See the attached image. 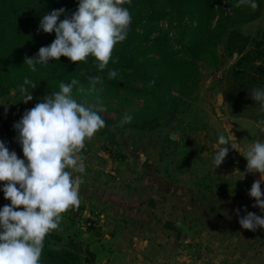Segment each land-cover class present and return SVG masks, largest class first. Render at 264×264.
<instances>
[{"label": "crops", "instance_id": "obj_1", "mask_svg": "<svg viewBox=\"0 0 264 264\" xmlns=\"http://www.w3.org/2000/svg\"><path fill=\"white\" fill-rule=\"evenodd\" d=\"M235 28L245 36L258 38L264 30V2L255 18ZM237 57L233 56L230 65ZM228 107L230 110L229 104ZM14 110L6 104L0 108V118H9ZM230 111L220 117L225 131L219 134L229 141L226 157L231 158L232 173H241L240 185L237 180L225 186L216 182L205 204L204 199L185 187L190 183L179 179L182 177L167 178L168 170L163 164L138 165L139 171L135 172L140 174L136 176L137 183H132L134 172L130 171L128 158L102 160L84 154L85 173H74L86 182L81 185V203L62 214L60 227L54 231L63 241L74 239L92 253L84 264H264V228L249 231L238 222L248 212L264 217V211L254 207L255 200L249 196L260 173L247 172L243 156L252 143L264 142V114L255 120ZM238 122L244 124L245 131H238ZM2 141L9 151L24 159L21 145L13 144V138L2 137ZM182 152L178 156L182 154L184 159L192 157L195 161L198 156L194 149ZM111 171L116 175L111 176ZM91 172L92 177H88ZM238 186L239 195L235 194ZM261 190L264 192V183ZM179 224L192 229L190 241H185Z\"/></svg>", "mask_w": 264, "mask_h": 264}, {"label": "clouds", "instance_id": "obj_2", "mask_svg": "<svg viewBox=\"0 0 264 264\" xmlns=\"http://www.w3.org/2000/svg\"><path fill=\"white\" fill-rule=\"evenodd\" d=\"M126 0H79L78 8L70 18L59 20L64 8L43 15L39 28L44 33H55L53 42L41 47L37 57L25 58V64L36 71V64H47L67 57L72 62L87 61L89 56L98 61V70L103 71L112 59V52L118 42H123L132 22L130 11L122 7ZM131 3V0H127ZM258 7L255 0H238L237 7ZM113 63L117 61L113 60ZM118 70L107 73L108 79H115ZM90 91L96 85H103V78L89 79ZM80 82H60L59 91L42 98L13 125L18 132L24 159L15 151H9L0 141V182L4 198L10 204L0 208V264H41L46 236L60 227L62 214L81 203L83 179L74 173H85L82 149L98 131L103 129L105 120L99 112L101 106L77 102L73 89ZM155 81L149 82V87ZM37 84L28 78L20 85L25 93L23 103L33 99L28 87ZM83 91V88L79 89ZM253 99L264 102V89H254ZM133 117L125 114L119 126L131 123ZM231 135V134H230ZM232 136V135H231ZM233 137V136H232ZM234 138V137H233ZM218 143L223 147L216 151L215 167L222 164L229 149L228 139L221 135ZM234 149V146L231 145ZM247 172L260 173V179L253 182L249 196L254 198V207L264 211V142L256 141L245 151ZM70 169V170H67ZM239 209L236 210L239 215ZM243 229L255 231L264 228V217L248 212L239 219Z\"/></svg>", "mask_w": 264, "mask_h": 264}, {"label": "trees", "instance_id": "obj_3", "mask_svg": "<svg viewBox=\"0 0 264 264\" xmlns=\"http://www.w3.org/2000/svg\"><path fill=\"white\" fill-rule=\"evenodd\" d=\"M224 2L228 10L223 5ZM255 2L258 5L256 9L247 5L237 7L238 0H170L171 9L167 10L166 5L159 4L157 0H131V3L126 0L122 7L127 8L132 16L128 35L123 42L115 45L112 59L103 71L98 70L99 62L92 56H89L86 62H72L62 56L58 61L37 63L36 71L33 72L25 64V58L37 57L39 50L34 42L50 38L51 44L55 39L54 32L44 33L39 28L43 15L64 8L65 13L59 20L70 18L77 10L79 0H0V42H7V36L12 34L19 38V41L9 46L0 45V96L16 86L17 77L23 81L26 77H31L28 79L35 82L38 90L45 94L42 86L51 87L52 82H59L83 70H91L99 73L114 86H122L135 92L148 88L147 92L152 95L151 100L156 101L155 107L130 114L133 120L126 124L144 129L151 127L153 122L161 118L173 116L182 99L196 91L201 76L199 61L202 59V53L207 49L213 50L226 38L220 57L223 56L226 61L234 55L238 57L225 73L227 84L223 92L235 116L258 120V114H264V102L254 101L258 105V111L262 110L260 113L256 111L258 114L247 111L234 112L243 107H240L239 103L252 98L254 89H264V30L258 38H251L235 28L236 24L250 21L258 15L264 0ZM134 9L135 12H132ZM139 12L143 13L139 18H143L147 24L178 13L180 23L174 26L177 28L175 41L179 46L174 49L169 42L168 29L160 30L152 39V44L163 50L162 45L166 43L167 49L164 53L158 50L159 58L151 62L147 59L137 60L129 53V47L133 42L135 23L138 21L134 15ZM138 39L144 43L149 41L145 33L138 35ZM16 43L18 46H15ZM113 60L117 62L113 63ZM222 62L225 63L221 60L220 63ZM112 69L118 70L119 75L115 79H108L107 73ZM130 80L141 82L142 87L129 83ZM153 80L155 84L149 87V82ZM123 116L118 117L115 125ZM168 139L175 141L170 135ZM16 154L18 158L23 159L20 154ZM3 186L4 184H0V189ZM8 204L10 201L4 198V193L0 190V208ZM89 257H92V253L78 241H63L56 231H52L45 238L41 264H84Z\"/></svg>", "mask_w": 264, "mask_h": 264}, {"label": "rangeland", "instance_id": "obj_4", "mask_svg": "<svg viewBox=\"0 0 264 264\" xmlns=\"http://www.w3.org/2000/svg\"><path fill=\"white\" fill-rule=\"evenodd\" d=\"M157 2L166 5L167 10L171 9L169 6L170 0H157ZM223 5L228 10L225 2ZM132 12H135V9ZM140 14L143 13L139 12L134 15L138 21L135 23L134 34H132L133 42L129 47V53L134 55L137 60L147 59L151 62L159 58V51L164 53L163 51L167 49L166 43L162 45L163 50L157 49L156 45L152 44V39L160 30L168 29L170 31L168 35L169 42L172 43L174 49L179 46L175 41L177 28L174 26L180 23L178 13L167 15L152 24L145 23L143 18H139ZM144 33L149 38L147 44L138 39V35ZM7 40V42H0V45L9 46V44L19 41V38L12 34L7 36ZM50 41L52 40L49 38L46 41L34 43L39 50L41 47L50 45ZM15 46H18L17 43ZM222 52L223 41L213 50H205L201 55L202 59L199 61L201 76L196 91L182 99L173 116L161 118L157 122H153L151 127H145L144 129L127 126L126 124L120 127L119 123L115 125V121L121 115H130L136 111L155 107L156 101L151 100L152 95L147 92L148 88L143 89L142 92H135V90L126 89L122 86H114L102 77L103 85L97 84L95 86L96 90L90 91L89 79L100 75L91 70H83L78 74L61 79L59 82L50 83L51 87L49 85L42 86V91H45V94H42L37 87L31 89L30 86H26L33 99L28 103H23L25 93L20 92V85L24 81L21 80L22 78L17 77L18 83L16 86L9 88L8 93L0 96V108L7 104V107L15 109L9 118H0V141H2V137H10L14 139L13 144L19 143L17 139L18 132L13 125L20 120L25 111L41 102L43 97L58 92L60 82L70 83L72 79H77L80 83L73 89L74 99L77 102L85 103L86 106H93L94 110H98L102 106L105 110L98 114L105 120L106 125L89 141H86L85 148L82 149L80 155L89 154L90 158H100L102 160L115 157L124 161L128 158L132 169L130 171L134 172L130 177L132 183H137L138 178L136 176L140 172L136 173L135 169L139 171L138 165L143 166L144 164L148 165L150 162H158L167 168L169 176L167 178L176 179L172 176L182 177L179 179H184L185 182L190 183L188 185L186 183L185 187H189L196 193V196L204 199L205 204H207L215 190L213 185L216 182L225 186L237 180L236 182H239L240 185L242 179L240 172L237 171L236 175L232 173L230 157H226L222 164L217 167L213 162L215 152L218 148L223 147L218 143L219 133L225 131L224 125L219 122L220 117H224L231 110H229L227 97L223 91L227 84L225 73L230 67L232 59L226 61L223 56V58L220 57ZM221 60L225 63L222 62L221 64ZM26 78L31 79V77ZM129 83L142 87L139 81L130 80ZM81 88H83V91L79 90ZM172 92L176 94L174 89H172ZM252 98L239 103V106L243 107L234 112L260 113L262 110L258 111V105L254 103L256 100ZM237 124L239 132L245 131L244 124L241 122ZM168 135L176 140L170 141ZM185 149H194L195 152H198L195 161H192V157L184 159L182 154L178 156V153H183L182 151ZM110 175L115 176L116 174L111 171ZM87 176L92 177V172ZM83 181V185L86 184L85 180ZM194 184L193 190L192 185ZM93 187L96 188L95 185ZM223 189L220 188V190ZM236 191L235 194L239 195V186Z\"/></svg>", "mask_w": 264, "mask_h": 264}, {"label": "water", "instance_id": "obj_5", "mask_svg": "<svg viewBox=\"0 0 264 264\" xmlns=\"http://www.w3.org/2000/svg\"><path fill=\"white\" fill-rule=\"evenodd\" d=\"M180 231L185 235V241L188 242L192 239L194 233L191 228L187 227L184 224H179Z\"/></svg>", "mask_w": 264, "mask_h": 264}]
</instances>
